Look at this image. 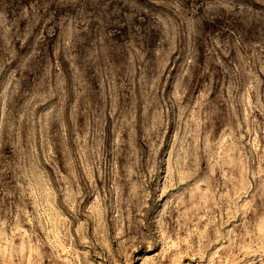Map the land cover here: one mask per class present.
<instances>
[{"label":"rangeland","instance_id":"rangeland-1","mask_svg":"<svg viewBox=\"0 0 264 264\" xmlns=\"http://www.w3.org/2000/svg\"><path fill=\"white\" fill-rule=\"evenodd\" d=\"M0 264H264V0H0Z\"/></svg>","mask_w":264,"mask_h":264}]
</instances>
